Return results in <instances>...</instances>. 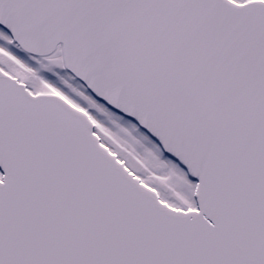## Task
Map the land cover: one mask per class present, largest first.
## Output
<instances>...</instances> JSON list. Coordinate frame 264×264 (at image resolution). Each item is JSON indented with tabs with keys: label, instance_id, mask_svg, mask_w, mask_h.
I'll use <instances>...</instances> for the list:
<instances>
[{
	"label": "snow or ice",
	"instance_id": "1",
	"mask_svg": "<svg viewBox=\"0 0 264 264\" xmlns=\"http://www.w3.org/2000/svg\"><path fill=\"white\" fill-rule=\"evenodd\" d=\"M0 264H264V0H0Z\"/></svg>",
	"mask_w": 264,
	"mask_h": 264
}]
</instances>
